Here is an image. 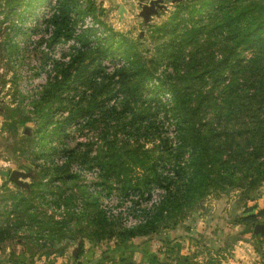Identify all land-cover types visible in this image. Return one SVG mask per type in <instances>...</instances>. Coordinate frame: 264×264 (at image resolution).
<instances>
[{
	"label": "rangeland",
	"instance_id": "1",
	"mask_svg": "<svg viewBox=\"0 0 264 264\" xmlns=\"http://www.w3.org/2000/svg\"><path fill=\"white\" fill-rule=\"evenodd\" d=\"M206 1L0 0V264H264V175L249 182L253 162L233 184L183 182L170 203L194 146L175 88L189 86L194 127L209 119L242 144L231 133L246 121L239 100L205 101L232 82L207 77L216 37L170 32L175 4L188 32Z\"/></svg>",
	"mask_w": 264,
	"mask_h": 264
},
{
	"label": "trees",
	"instance_id": "2",
	"mask_svg": "<svg viewBox=\"0 0 264 264\" xmlns=\"http://www.w3.org/2000/svg\"><path fill=\"white\" fill-rule=\"evenodd\" d=\"M206 4V16L202 17L203 20L193 22L188 32L180 30V22L174 21L177 10L182 7L175 4L176 9L170 14V32L175 35L180 31L190 42L197 40L201 35V43L216 37L206 44L207 48L212 45L218 48L214 53L217 58L212 64L208 62L206 68L208 70L212 66L215 69L208 70L213 74L207 77L213 81L219 76L220 83L224 79L223 76L229 73L232 75V82H227L229 78L225 79L220 92L216 96L206 94L208 97L205 101L215 99L220 93L224 97L234 95L235 99L239 100L238 105L242 109L241 113L246 116V121L237 120L235 128H231V133L232 136L237 135L242 139V144L241 141L226 137L229 133L227 129L230 128L223 126L219 132L215 126H211L209 119L205 123V131L194 127L191 117L196 113V109L187 105L190 101L187 91L189 86L175 88V115L185 125L190 135L187 139L194 146L189 150L185 172L176 170V179L170 187V203L177 202L176 189L183 182L186 186L189 185V190L206 189L225 183L233 184L231 179L234 177L235 168L244 163L249 167L253 162L250 169L256 178L249 180L250 183L258 179V175H264V0H207L205 6ZM109 32L112 34L110 38L116 35V42L129 52L130 40L111 29ZM244 51L248 52L247 57L241 54ZM141 68L142 62L139 57L134 56L133 71L139 72ZM146 75L143 73L141 77L146 78ZM196 107L199 108V104H196ZM166 196L169 197L165 194L163 200ZM31 220L35 221L33 217ZM5 234V229L0 230V239Z\"/></svg>",
	"mask_w": 264,
	"mask_h": 264
},
{
	"label": "built area",
	"instance_id": "3",
	"mask_svg": "<svg viewBox=\"0 0 264 264\" xmlns=\"http://www.w3.org/2000/svg\"><path fill=\"white\" fill-rule=\"evenodd\" d=\"M153 203L157 202L159 200V196L156 194H152V197L150 198Z\"/></svg>",
	"mask_w": 264,
	"mask_h": 264
},
{
	"label": "water",
	"instance_id": "4",
	"mask_svg": "<svg viewBox=\"0 0 264 264\" xmlns=\"http://www.w3.org/2000/svg\"><path fill=\"white\" fill-rule=\"evenodd\" d=\"M256 227H258L259 230H261V231L263 230L264 231V229H262V226L261 225L260 226L258 225Z\"/></svg>",
	"mask_w": 264,
	"mask_h": 264
},
{
	"label": "crops",
	"instance_id": "5",
	"mask_svg": "<svg viewBox=\"0 0 264 264\" xmlns=\"http://www.w3.org/2000/svg\"><path fill=\"white\" fill-rule=\"evenodd\" d=\"M174 227H176V224L174 225ZM180 250L182 251V248H181ZM184 251H185V250H184ZM182 253H183V252H182ZM183 254H184V253H183ZM183 254H182V255H183Z\"/></svg>",
	"mask_w": 264,
	"mask_h": 264
}]
</instances>
